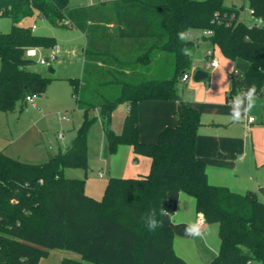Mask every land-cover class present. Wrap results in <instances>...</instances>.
I'll list each match as a JSON object with an SVG mask.
<instances>
[{
    "label": "trees",
    "instance_id": "1",
    "mask_svg": "<svg viewBox=\"0 0 264 264\" xmlns=\"http://www.w3.org/2000/svg\"><path fill=\"white\" fill-rule=\"evenodd\" d=\"M246 1L255 17L264 18V0ZM217 14L229 21H216ZM38 17L58 28H75L86 38L82 77L70 80L85 118L70 148L45 163L0 152V264H40L53 250L82 256L61 264H188L175 252V233L160 215L171 193L195 198L198 214L208 225H218L219 255L210 264H264V203L253 193L209 182L208 167L197 157L202 114L179 94L196 46L187 37L210 31L204 37L225 58L249 65L245 74H230L228 99L238 100L252 85L255 96L263 95L264 27L250 30L225 0H110L79 6L70 0H0V18L12 21L11 31L0 34V109L7 114L24 109L29 95L46 96L52 80L33 71L37 61L27 56L29 49L57 46L56 39L36 35L35 25L24 26ZM143 101L179 102L181 124L165 129L156 143L142 142ZM122 104L130 110L118 134L110 122ZM92 110L100 112L112 155L131 146L136 156L151 159L146 176L110 177L102 199L86 193L85 180L65 175L67 167H88ZM152 210L162 222L154 232L142 220Z\"/></svg>",
    "mask_w": 264,
    "mask_h": 264
},
{
    "label": "rangeland",
    "instance_id": "2",
    "mask_svg": "<svg viewBox=\"0 0 264 264\" xmlns=\"http://www.w3.org/2000/svg\"><path fill=\"white\" fill-rule=\"evenodd\" d=\"M101 1L110 0H70L72 6L97 4ZM227 7H236L241 18L251 21L248 15L249 4L246 0H225ZM36 26L35 34L47 38L56 39V44L61 47V57L56 61L52 69L55 73L49 72L50 68L40 64V56L48 57L51 49H41L37 58V64L32 70L45 77L52 78L49 83L47 95L37 97L35 100L37 108L27 104L24 109L18 107L14 113H5L0 109V152L30 164H41L47 162L51 156L64 152L71 146L78 135V130L83 124L85 113L78 109L77 102L73 96L74 90L70 83L71 79H80L83 74V62L86 49L85 36L72 27L58 28L53 26L47 19L41 17L24 22V26ZM12 29V21L9 18H0V34H8ZM188 40H195V47L191 52L192 68L204 70L209 52H213L220 62L218 70L209 69L207 72L212 76L211 86L218 92L232 89L231 73L236 71L235 62L225 58L218 49H215L212 42H203V35L193 31ZM2 59L0 58V70ZM191 71V70H190ZM206 81L195 82L194 77L185 83L179 84V94L183 100L203 101L206 90ZM194 85H202V89L193 88ZM227 94H224L226 100ZM240 98V97H239ZM229 109L223 108L219 111L221 119L235 122L225 130L226 134L234 139L236 145L226 162L230 167L235 168L231 179L236 172L237 177L231 180V184L244 192L250 190L256 193L259 199L264 202V96L254 100V106L247 110L246 101L228 99ZM234 110L245 111L247 119L252 116L258 119L259 127L248 131L245 129L243 117L237 121L234 119ZM250 111V112H249ZM230 115L231 117H228ZM66 117V119H65ZM89 117L94 119L88 134V167H67L65 175L67 178L85 180L92 184L95 191L91 195L102 199L109 179V170L106 164L111 167V161L104 158L101 153L102 140L104 137L103 122L99 110H92ZM209 119V118H208ZM222 133V131L220 130ZM64 139H60V136ZM108 157L112 154L107 149ZM118 159V158H116ZM119 167V163L117 162ZM109 169V168H108ZM103 173V176L99 172ZM209 229L217 225L208 226ZM62 250L50 253L48 258L43 259V264H61V257L58 256ZM69 253H74L67 251ZM77 255V254H76ZM90 264V263H86Z\"/></svg>",
    "mask_w": 264,
    "mask_h": 264
},
{
    "label": "crops",
    "instance_id": "3",
    "mask_svg": "<svg viewBox=\"0 0 264 264\" xmlns=\"http://www.w3.org/2000/svg\"><path fill=\"white\" fill-rule=\"evenodd\" d=\"M202 41L208 42L209 40L203 36ZM57 46L61 51V47L59 45ZM219 68L212 70L215 71ZM50 71L51 70H49V72ZM211 78L210 82H206L207 84L205 83L206 90L204 92L203 101L198 99L197 101L185 100L191 104H194L195 107L201 112L202 121L204 123L198 133L197 157L206 163L208 167V178L211 184L228 187L232 191L240 194L253 193L256 195V193L251 192L248 189L244 192L241 190L240 192V188L238 189L237 186L231 184V180L234 179V176L236 178L237 174L234 172V175L231 179L232 172L236 170H234L235 168L227 165L226 162L229 161L227 158L229 153L231 154V150L236 145V143L234 142V139L227 135L223 130H225L235 121H226L224 119L218 118L220 117L219 111L223 110V108L229 109L231 107L228 100V90H224V93L218 92L214 86H211ZM200 86L201 87H199V85H194L193 88L199 87L202 89L203 86ZM224 94H227L226 100L224 99ZM263 96L264 94L255 97L262 98ZM238 101H246L248 105V100L245 95L240 96V98H238L235 103ZM37 107L38 106L36 105L35 108ZM129 110L130 108L128 104H122L112 114L110 127L116 133L120 134L122 132L124 121ZM181 112V105L177 101L140 102L139 116L141 141L145 143H156L160 134L165 129L169 127H177L181 124ZM227 116L231 117L230 115ZM246 116L247 115L243 117V119H245L244 125L246 130L251 131L259 127L258 119L255 118V123H249L248 119L252 116H249L248 119ZM262 122L264 123V121ZM103 130L105 138L102 140L101 153L104 158H107L111 161L112 166L109 167L106 164L105 167L107 168V171L109 170V178H137L149 174L151 169V159L145 156H136L131 146H121L116 155H112L111 158L108 157V143L106 140L104 125ZM69 148L70 146L67 149ZM117 162L119 163V167L117 166ZM99 174L103 176L101 171ZM93 191H95L93 185L87 184L86 193L91 196L94 195ZM257 198L259 201H261L258 196ZM164 204L167 208V214L163 215L162 220L164 225L168 228H171L175 233V252L184 260H186L188 264H210L219 255V228L218 230L215 228L209 229L208 226L212 225H208L204 219L202 222L200 221L201 214H198L196 210L195 198L185 193L169 194L164 201ZM189 228L194 234H189V231H186V229ZM61 252L62 253H59L58 255L61 257V262L65 258L78 261L82 260V256L77 253H69L64 250ZM43 262L44 261L41 260L40 264H43Z\"/></svg>",
    "mask_w": 264,
    "mask_h": 264
},
{
    "label": "built area",
    "instance_id": "4",
    "mask_svg": "<svg viewBox=\"0 0 264 264\" xmlns=\"http://www.w3.org/2000/svg\"><path fill=\"white\" fill-rule=\"evenodd\" d=\"M92 4H94V3H92ZM248 15L252 18L251 21H248L246 18H241V19L249 25L250 30H252L254 28L264 27V18L255 17L254 11L250 8H249ZM232 18H235V17H232ZM228 19L229 18L227 15H225V16H221L220 14L216 15V21L226 22V21H229ZM35 30H36V26L33 27V31H35ZM211 34H212V32H210V31L203 32V36H205V37H209V36H211ZM40 51H41V49H39V48L29 49L27 51V56L29 58H33V59L37 58L40 54ZM60 53H61V51H60L59 47L55 46L51 49L50 55L48 57L40 56L39 62L41 65L51 68L53 66V64L59 60ZM205 66H206V68L204 70H206V71L209 69H217L220 67L219 60L215 57L213 52L208 53ZM197 70H199V68H192L190 72L185 73L183 76V81L186 82V81L190 80L192 77H194ZM234 74L240 75L241 72L239 70H236L234 72ZM37 97H38V95H36V94L29 95L26 98V102L28 104H31L33 107H35L36 106L35 100ZM65 119H66V117H65ZM248 121H249V123H255L256 119L254 117H250L248 119ZM60 139H63L62 135L60 136ZM203 219H204V217H203V215H201L200 221L202 222ZM249 264H257V263L250 262Z\"/></svg>",
    "mask_w": 264,
    "mask_h": 264
},
{
    "label": "clouds",
    "instance_id": "5",
    "mask_svg": "<svg viewBox=\"0 0 264 264\" xmlns=\"http://www.w3.org/2000/svg\"><path fill=\"white\" fill-rule=\"evenodd\" d=\"M180 35L184 36L185 33H181ZM255 94H256V87H255V85H252L248 89L247 93L245 94V96L248 100V107L245 111L250 110V108L252 106H254ZM245 111L234 110V119L239 121L243 117V115L245 114ZM166 214H167V210H165V209L160 210V215H166ZM142 220L144 221V224L149 231L154 232L158 228L162 227V222L157 218L156 210L150 211L146 216L142 217ZM186 231H189V234H194L190 231V228L186 229Z\"/></svg>",
    "mask_w": 264,
    "mask_h": 264
},
{
    "label": "water",
    "instance_id": "6",
    "mask_svg": "<svg viewBox=\"0 0 264 264\" xmlns=\"http://www.w3.org/2000/svg\"><path fill=\"white\" fill-rule=\"evenodd\" d=\"M236 68L239 70L242 74H245L249 70V65H247L245 62L242 60H238L236 62ZM51 73H54V70L51 69ZM209 77V73L206 70L199 69L196 71L194 75V80L195 82H201L207 80Z\"/></svg>",
    "mask_w": 264,
    "mask_h": 264
}]
</instances>
